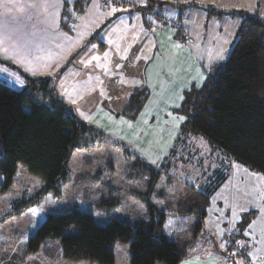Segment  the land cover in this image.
Returning <instances> with one entry per match:
<instances>
[{"label": "rangeland", "instance_id": "1", "mask_svg": "<svg viewBox=\"0 0 264 264\" xmlns=\"http://www.w3.org/2000/svg\"><path fill=\"white\" fill-rule=\"evenodd\" d=\"M228 1L43 0L31 6L33 29H45L25 39L26 45L32 40L31 53L20 65L0 62V82L24 90L27 77H49L57 98L101 137L71 150L57 193L19 165L0 194V264H100L65 260L60 239L27 252L25 239L39 216L32 208L7 216L19 201L38 202L50 215L75 207L91 213L98 226L120 220L135 228L150 219L146 197L165 213V234L179 246L180 264L193 257L213 258L212 264H264V172L235 162L196 134L191 146L175 149L185 92L202 87L225 64L248 17L264 23V0ZM63 11L70 35L58 34ZM87 56L82 75L77 66ZM79 231L73 226L63 235ZM111 250L115 264H130L127 243L114 242Z\"/></svg>", "mask_w": 264, "mask_h": 264}, {"label": "trees", "instance_id": "2", "mask_svg": "<svg viewBox=\"0 0 264 264\" xmlns=\"http://www.w3.org/2000/svg\"><path fill=\"white\" fill-rule=\"evenodd\" d=\"M75 12L82 13L83 5L75 6ZM66 15L64 11L61 14L62 29L70 32L65 27ZM49 79L27 77L24 90L0 82V194L12 184L20 164L57 193L58 179L67 178L71 150L100 142L96 129L77 120L69 106L57 98ZM182 102L178 111L185 121L176 138L180 145L175 148L177 153L191 146V136L196 134L235 162L264 172V23L248 17L225 64L215 68L202 87L185 92ZM148 168L152 178L158 179L159 172ZM217 189L209 190V196ZM144 201L150 219L135 228L120 220L98 226L91 213L75 207L66 214H46L38 202L27 205L19 201L7 216L26 208L39 216L33 234L25 239L29 253L37 252L47 239H60L65 260L115 264L111 244L119 241L129 245L130 264H180L184 258L179 246L165 234V213L147 197ZM73 226L80 231L64 236V230Z\"/></svg>", "mask_w": 264, "mask_h": 264}, {"label": "crops", "instance_id": "3", "mask_svg": "<svg viewBox=\"0 0 264 264\" xmlns=\"http://www.w3.org/2000/svg\"><path fill=\"white\" fill-rule=\"evenodd\" d=\"M42 1L43 0H0V62L3 61L8 64L17 65L19 64L18 62L21 63V57H25L27 52H29L28 54L31 53L32 40H29L26 45L27 38L30 39L32 34L36 35L42 33L45 27L41 26L38 28L39 32L37 29H33V23H36V17L32 16L30 8L35 3L37 6H39V4L41 5ZM220 1L222 2L223 0ZM228 2L232 4L235 0H229ZM15 5L19 7L17 17H15ZM61 30H59L60 32L58 34L70 35L63 29ZM53 31L58 32L55 30ZM57 36L63 38V35ZM78 47L79 50L77 49V51L81 52L83 46ZM155 50H158V48ZM25 61L24 58V62ZM88 62H90L89 56L83 58L81 63L77 66V71L82 74L86 67L84 65ZM205 260H202V257H193L189 259V264H212L213 262V258Z\"/></svg>", "mask_w": 264, "mask_h": 264}, {"label": "snow or ice", "instance_id": "4", "mask_svg": "<svg viewBox=\"0 0 264 264\" xmlns=\"http://www.w3.org/2000/svg\"><path fill=\"white\" fill-rule=\"evenodd\" d=\"M112 11H113V12H115V11H116V9H115V8H113V9H112ZM94 59H97V60H98L99 58H98V57H94Z\"/></svg>", "mask_w": 264, "mask_h": 264}]
</instances>
